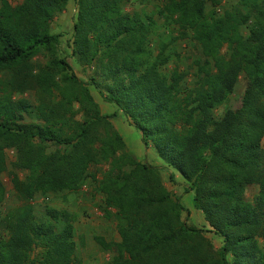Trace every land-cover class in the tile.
Instances as JSON below:
<instances>
[{
  "label": "trees",
  "instance_id": "16d2710c",
  "mask_svg": "<svg viewBox=\"0 0 264 264\" xmlns=\"http://www.w3.org/2000/svg\"><path fill=\"white\" fill-rule=\"evenodd\" d=\"M68 1L0 0V202L6 148L26 171L12 180L20 203L0 217V264H82L73 216L51 207L36 216L31 200L36 192L75 191L88 179L119 236L96 237L113 252L107 264H264V0H162L160 14L198 51L190 83L168 67L167 43L151 47L154 21L125 10L129 0H75L70 54L92 67L89 81L139 129L143 144L190 182L194 208L222 238L218 249L182 218L186 209L157 168L125 150L109 121L116 113L102 114L58 55L51 23ZM39 53L43 64L34 63ZM240 74V105L217 115ZM30 89L35 103L12 98ZM25 114L38 121L24 122ZM48 143L56 147L49 151ZM250 184L258 191L248 201Z\"/></svg>",
  "mask_w": 264,
  "mask_h": 264
},
{
  "label": "rangeland",
  "instance_id": "374dc122",
  "mask_svg": "<svg viewBox=\"0 0 264 264\" xmlns=\"http://www.w3.org/2000/svg\"><path fill=\"white\" fill-rule=\"evenodd\" d=\"M12 4H17L21 0H9ZM236 0H224L222 5H228ZM162 0H129L123 5L125 10L139 11L141 14L151 16L154 21L153 34L150 35V45L157 49L159 44L167 43V52L171 55L168 67H177L180 71L186 73V82H191V71L194 69L193 60L198 55V51L190 37H181L178 35V29L168 17L160 14ZM76 15L75 0H69L65 9L58 13L52 23L51 31L59 34L58 55L63 56L71 65L72 71L87 84L91 95L98 103L102 114L115 116L109 117L113 127L119 132L125 142V150L132 154L137 160L146 162L155 166L159 177L164 186L171 192L173 197H178L179 201L186 209L182 213V218L191 225L202 229L204 237L210 241L215 249L222 245V238L209 230L203 213L194 208L192 204L193 191L188 189L190 184L181 174L168 166L156 153L151 145H144L141 139L139 129L129 123L124 114L117 107L104 100L98 90L89 81L93 71L92 67L80 64L75 57L70 54L68 43L72 36V25ZM176 37L174 41L172 38ZM46 61L44 53H39L34 57L35 64H43ZM4 77L0 73V79ZM245 88V78L240 74L235 84L233 92L225 103L216 109L219 116H228L231 111L240 105L241 97ZM14 100L26 99L32 103L36 102V94L33 90L24 92H13ZM78 104L74 103L73 108L77 109ZM81 117V112L76 113V118ZM24 122L38 121L33 116L24 115ZM56 146L48 143V150L52 151ZM62 147V146H61ZM6 168L1 173V181L5 188L4 198L0 202V217L7 210L20 203L17 193L13 186L14 175L23 179L26 171L14 166L16 160V151L14 148L5 149ZM159 163H161L159 165ZM102 168H107L103 165ZM178 175L179 178L175 176ZM170 175L173 178H170ZM97 177H101L97 173ZM258 191V185L250 184L247 186L244 198L251 201ZM34 206L35 215L44 213L46 207L63 209L68 211L74 218L73 220V240L75 242V256L82 261V264H107L113 255L112 251L105 250L96 240L101 237L105 241H119V236L115 228L114 219L105 218L103 215V197L96 189L93 180H86L75 191H61L56 193L36 192L31 200ZM114 210L113 208H110ZM230 259V256H228Z\"/></svg>",
  "mask_w": 264,
  "mask_h": 264
},
{
  "label": "crops",
  "instance_id": "0c3cea01",
  "mask_svg": "<svg viewBox=\"0 0 264 264\" xmlns=\"http://www.w3.org/2000/svg\"><path fill=\"white\" fill-rule=\"evenodd\" d=\"M160 164H161V163H159V165H160ZM175 176H176L177 178H179L177 174H175Z\"/></svg>",
  "mask_w": 264,
  "mask_h": 264
}]
</instances>
